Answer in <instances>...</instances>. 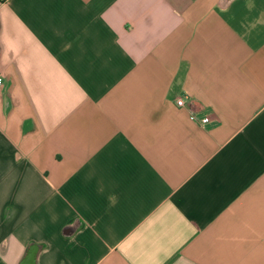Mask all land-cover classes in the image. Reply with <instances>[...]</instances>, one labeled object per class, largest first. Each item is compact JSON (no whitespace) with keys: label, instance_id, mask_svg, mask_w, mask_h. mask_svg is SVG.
Returning a JSON list of instances; mask_svg holds the SVG:
<instances>
[{"label":"crops","instance_id":"crops-1","mask_svg":"<svg viewBox=\"0 0 264 264\" xmlns=\"http://www.w3.org/2000/svg\"><path fill=\"white\" fill-rule=\"evenodd\" d=\"M0 74V264H264V0H0Z\"/></svg>","mask_w":264,"mask_h":264},{"label":"built area","instance_id":"built-area-1","mask_svg":"<svg viewBox=\"0 0 264 264\" xmlns=\"http://www.w3.org/2000/svg\"><path fill=\"white\" fill-rule=\"evenodd\" d=\"M4 82H5V77L2 74H0V86L3 85ZM188 100H190V98L187 99L186 96H180L176 99V104L179 107H186ZM188 110L192 118L195 119L199 124L205 126L211 122V117L208 113L205 112L200 114L198 111L194 109L193 105H190Z\"/></svg>","mask_w":264,"mask_h":264},{"label":"water","instance_id":"water-1","mask_svg":"<svg viewBox=\"0 0 264 264\" xmlns=\"http://www.w3.org/2000/svg\"><path fill=\"white\" fill-rule=\"evenodd\" d=\"M35 255H29L28 259H27V264H35Z\"/></svg>","mask_w":264,"mask_h":264}]
</instances>
